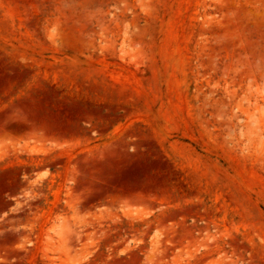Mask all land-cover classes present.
I'll return each mask as SVG.
<instances>
[{"label": "rangeland", "instance_id": "obj_1", "mask_svg": "<svg viewBox=\"0 0 264 264\" xmlns=\"http://www.w3.org/2000/svg\"><path fill=\"white\" fill-rule=\"evenodd\" d=\"M0 264H264V0H0Z\"/></svg>", "mask_w": 264, "mask_h": 264}]
</instances>
